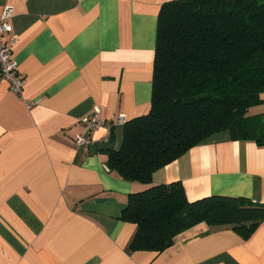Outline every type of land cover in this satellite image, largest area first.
I'll use <instances>...</instances> for the list:
<instances>
[{
    "label": "crops",
    "instance_id": "1",
    "mask_svg": "<svg viewBox=\"0 0 264 264\" xmlns=\"http://www.w3.org/2000/svg\"><path fill=\"white\" fill-rule=\"evenodd\" d=\"M172 0H0L24 86L0 81V264H264V221L248 239L202 223L157 254L129 250L131 194L180 183L186 199L264 203V146L206 138L153 173L151 184L107 168L124 125L150 110L158 14ZM262 103L249 110L264 115ZM112 124L87 146L80 119ZM126 122V123H127Z\"/></svg>",
    "mask_w": 264,
    "mask_h": 264
},
{
    "label": "trees",
    "instance_id": "2",
    "mask_svg": "<svg viewBox=\"0 0 264 264\" xmlns=\"http://www.w3.org/2000/svg\"><path fill=\"white\" fill-rule=\"evenodd\" d=\"M264 0H172L158 14L150 110L124 126L107 168L150 185L152 175L211 135L264 146ZM121 219L134 224L129 250L161 253L196 225L248 239L264 203L210 196L189 202L180 183L131 194Z\"/></svg>",
    "mask_w": 264,
    "mask_h": 264
},
{
    "label": "built area",
    "instance_id": "3",
    "mask_svg": "<svg viewBox=\"0 0 264 264\" xmlns=\"http://www.w3.org/2000/svg\"><path fill=\"white\" fill-rule=\"evenodd\" d=\"M12 17V8L5 6L0 13V81L6 83L9 90L17 95L22 94L24 79L21 77L18 64L13 57L14 39L7 38L9 32V20ZM98 110L89 117H83L80 122L83 126V134L75 139L77 147L87 146L90 143L89 135L99 129L111 132L112 124L99 119ZM125 116H120L118 125L126 124Z\"/></svg>",
    "mask_w": 264,
    "mask_h": 264
}]
</instances>
